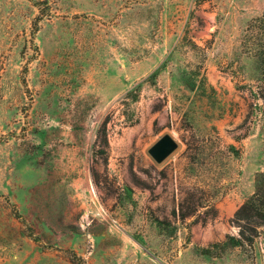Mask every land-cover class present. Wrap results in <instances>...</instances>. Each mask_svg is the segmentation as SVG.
<instances>
[{"label": "rangeland", "instance_id": "obj_1", "mask_svg": "<svg viewBox=\"0 0 264 264\" xmlns=\"http://www.w3.org/2000/svg\"><path fill=\"white\" fill-rule=\"evenodd\" d=\"M261 174L264 0H0V264H264Z\"/></svg>", "mask_w": 264, "mask_h": 264}, {"label": "trees", "instance_id": "obj_2", "mask_svg": "<svg viewBox=\"0 0 264 264\" xmlns=\"http://www.w3.org/2000/svg\"><path fill=\"white\" fill-rule=\"evenodd\" d=\"M234 222L240 228L239 237L229 235L224 242L215 244V247L235 248L254 241V236L247 233H256L257 228L264 225V174L257 180L256 192L236 212ZM202 251L206 255L211 253L209 248Z\"/></svg>", "mask_w": 264, "mask_h": 264}, {"label": "water", "instance_id": "obj_3", "mask_svg": "<svg viewBox=\"0 0 264 264\" xmlns=\"http://www.w3.org/2000/svg\"><path fill=\"white\" fill-rule=\"evenodd\" d=\"M178 147L176 140L166 134L162 136L149 150L150 156L158 164L164 162Z\"/></svg>", "mask_w": 264, "mask_h": 264}]
</instances>
